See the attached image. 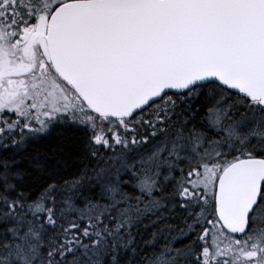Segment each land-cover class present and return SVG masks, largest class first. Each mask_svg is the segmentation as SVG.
<instances>
[{
  "label": "snow or ice",
  "instance_id": "obj_1",
  "mask_svg": "<svg viewBox=\"0 0 264 264\" xmlns=\"http://www.w3.org/2000/svg\"><path fill=\"white\" fill-rule=\"evenodd\" d=\"M0 264H264V0H0Z\"/></svg>",
  "mask_w": 264,
  "mask_h": 264
}]
</instances>
